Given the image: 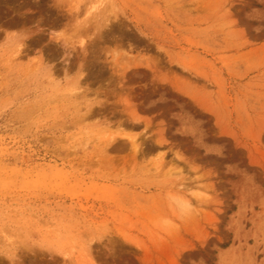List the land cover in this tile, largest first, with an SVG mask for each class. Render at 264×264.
Segmentation results:
<instances>
[{
	"label": "rangeland",
	"instance_id": "rangeland-1",
	"mask_svg": "<svg viewBox=\"0 0 264 264\" xmlns=\"http://www.w3.org/2000/svg\"><path fill=\"white\" fill-rule=\"evenodd\" d=\"M0 264H264V0H0Z\"/></svg>",
	"mask_w": 264,
	"mask_h": 264
}]
</instances>
